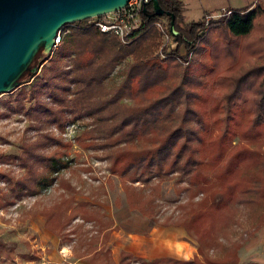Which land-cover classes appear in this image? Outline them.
<instances>
[{"label":"trees","instance_id":"1","mask_svg":"<svg viewBox=\"0 0 264 264\" xmlns=\"http://www.w3.org/2000/svg\"><path fill=\"white\" fill-rule=\"evenodd\" d=\"M157 3L163 13L150 14L152 2H147L127 42L84 20L65 23L66 32L38 72L33 75L30 68L47 57L40 49L12 80L28 82L14 87V94L2 102L22 112L36 136L22 142L18 152L0 153V162L21 170L14 175L0 169V208L52 181L64 164L61 156L75 143L103 151L108 174L118 178L127 207L152 222L178 224L176 218L158 220L155 215L160 179L178 173L176 185L185 182L179 192L186 191V200L177 203L178 212L186 208L181 224L197 242L189 258L146 259L120 250L114 261L105 246L72 249L75 256L90 254L84 260L94 264H237L241 241L230 243V249L224 246L214 257L204 249L214 239L216 220L227 222L233 203L262 207L251 233L264 221V6L255 2L250 8L225 7L228 14L205 25L204 15L183 20L180 0ZM156 21L163 24L170 45L161 41ZM118 65V81L107 85ZM247 91L251 104L238 110L236 102ZM79 116L87 118L86 125L72 139L64 138L66 123ZM236 135L246 143L223 158ZM152 178L157 180L151 184ZM134 181L140 182L139 188ZM59 183L68 186L63 180ZM85 202L62 198L39 210L44 227L58 235V245L71 240L63 228L75 217L97 220L100 228L109 226Z\"/></svg>","mask_w":264,"mask_h":264},{"label":"rangeland","instance_id":"2","mask_svg":"<svg viewBox=\"0 0 264 264\" xmlns=\"http://www.w3.org/2000/svg\"><path fill=\"white\" fill-rule=\"evenodd\" d=\"M161 21L164 24L165 18L162 17ZM161 41H164L163 36ZM165 43L170 45L171 41ZM120 66H116L110 73L107 85L118 81ZM26 82L28 81L17 86ZM12 90L0 94V112H7L5 116L0 115V153L18 152L22 142L32 141L36 136L22 112L9 110L2 102L8 95L14 94ZM250 97L251 94L247 91L239 98L236 102L237 109H247L251 104ZM9 102L14 105V100ZM232 118H235V114ZM71 122L70 128L62 134L66 139H71L78 133L86 125L87 118L79 116ZM50 131L59 133L53 127H50ZM235 131L238 133V126ZM231 141L233 144L227 147L223 158L238 148L239 144L246 143L238 135ZM102 156V150L85 149L73 143L61 156L64 164L56 169L52 181L40 184L35 194L24 196L12 205L0 208V264H94L83 260L90 254L80 259L75 257L73 251L81 252L86 247L98 249L100 246L108 247L114 260L118 259L120 250H128L146 259L163 255L189 258L196 253L195 238L181 224L187 216L186 208L181 213L177 209V203L186 200V191L179 192L185 182L182 181L180 186L176 185L178 173L163 176L159 192L155 196V215L158 220L172 217L176 218L178 224H160L127 207L118 178L108 174L107 162ZM0 169H8L14 175L21 171L16 164L5 162H0ZM208 178L212 181V174ZM60 180L65 181L68 186L61 185ZM156 180L157 178H152L149 183ZM133 184L140 187L138 181ZM148 184L142 189L145 194L148 192ZM0 186H4L3 181H0ZM197 195L195 199L201 196L200 193ZM62 198L69 202L86 201V207L94 211L101 220L107 221L109 226L106 229L100 228L97 220L83 221L75 217L63 228L71 240L58 245V235L44 227V217L39 210L52 206ZM257 207L250 209L247 205L231 204L227 209V222L221 224V220L217 219L214 229H211L214 231V239L205 247L206 255L217 256L226 249L224 246L229 245L230 249V243L242 241L236 250L239 255L237 264L244 261L264 262V221L252 234L248 231L255 221L256 213L262 208Z\"/></svg>","mask_w":264,"mask_h":264},{"label":"water","instance_id":"3","mask_svg":"<svg viewBox=\"0 0 264 264\" xmlns=\"http://www.w3.org/2000/svg\"><path fill=\"white\" fill-rule=\"evenodd\" d=\"M126 1L0 0V94L18 85L12 80L19 76L36 51L40 49L45 55L50 52L53 36L63 24L119 9ZM151 2L150 14H162L157 0ZM145 9L144 4L142 11ZM172 18L171 15L169 27ZM38 65H32L30 72L34 73Z\"/></svg>","mask_w":264,"mask_h":264},{"label":"built area","instance_id":"4","mask_svg":"<svg viewBox=\"0 0 264 264\" xmlns=\"http://www.w3.org/2000/svg\"><path fill=\"white\" fill-rule=\"evenodd\" d=\"M149 1L151 0H127L125 5L119 9L105 12L99 15H94L81 20H84L85 25H94L101 31L116 35L120 41L127 42L130 38V33L136 26H138L140 22L139 11L141 10L142 6ZM228 13L229 9L220 7L216 11L204 15V24L207 25L210 19H215L217 17H220L221 15H226ZM155 24L161 30L164 39L163 43H165L166 41H168V36L164 30L163 24L160 21H156ZM66 30L67 29L64 24L56 30L53 36V45L50 52L47 54V57L41 63H39L33 75L38 72L41 64L51 56L55 45L59 42L60 37L63 35V33L66 32ZM188 56H190V51ZM33 75H31V77ZM70 125H72V122L66 123L64 131L61 132V134L65 133L67 129L70 128Z\"/></svg>","mask_w":264,"mask_h":264},{"label":"crops","instance_id":"5","mask_svg":"<svg viewBox=\"0 0 264 264\" xmlns=\"http://www.w3.org/2000/svg\"><path fill=\"white\" fill-rule=\"evenodd\" d=\"M180 1L182 3V6H183L182 15H183V20H185V21L191 20V19H197V17L199 18V17H201L207 13L214 12L217 9H219L220 7H238V8L239 7L240 8L247 7V8H250L254 5L255 2H259L264 6V0H180ZM257 229H255V230H257ZM241 244H242V241L240 243V246H241ZM75 257L82 259V257H77V256H75ZM237 257H238V261H237V263H238L239 262L238 252H237ZM117 260H114V261H117ZM246 262H255L257 264H264V262H261V261H244V262H241L240 264H244Z\"/></svg>","mask_w":264,"mask_h":264}]
</instances>
